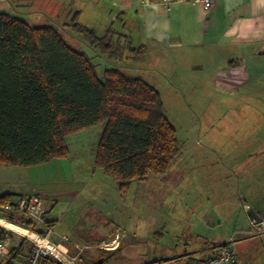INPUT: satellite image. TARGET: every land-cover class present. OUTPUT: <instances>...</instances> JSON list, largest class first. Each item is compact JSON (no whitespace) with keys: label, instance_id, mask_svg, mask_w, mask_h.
I'll use <instances>...</instances> for the list:
<instances>
[{"label":"rangeland","instance_id":"rangeland-1","mask_svg":"<svg viewBox=\"0 0 264 264\" xmlns=\"http://www.w3.org/2000/svg\"><path fill=\"white\" fill-rule=\"evenodd\" d=\"M111 8L112 4L107 0H36L31 6L21 8L0 0L2 13L33 26L57 28L71 48L92 59L100 78L106 68H119L127 76L145 78L156 87L181 148L173 169L174 173L178 172L179 180L174 187L175 180L168 181V178L163 182L159 177H150L147 182L133 181L128 193L122 194L118 184L95 165V150L104 131V125L100 124L68 136L69 155L66 158L25 168L0 165V195L11 194L15 198L12 201L19 195H38L47 215L57 218L58 231L55 229V232L66 236L70 240L68 243L86 244L83 232L101 236L107 230H115L114 238L119 244L109 264H149L159 258H170L185 244L199 249L204 241L212 243L225 236L229 243L217 246H227L233 241L236 249L235 243L240 237L264 233V229L257 233L255 228L261 227L264 221L257 224L252 221L254 226L249 229L245 225L244 206L255 202L253 197L243 193L219 195L223 190L236 188L233 185L236 182L223 179L224 174L232 172L231 165H226L223 157L218 158L208 149L209 143L215 145L212 142L219 139L230 141L220 127H216L221 117L214 109L218 101L213 98L194 100L187 94H176L167 77H159L151 68H139L143 63L150 66L148 60H135L136 56L130 53L117 60L114 54L91 49L81 35L73 32L71 23L75 19L80 25L95 29L98 36H103L111 27L121 34V18L116 19V13L109 17ZM156 81L159 82L154 83ZM217 149L223 152L219 146ZM175 175L171 174V177ZM35 227L46 233L45 226ZM0 228L12 237L14 244L20 245L27 240L25 252L30 250V235L27 237L3 226ZM122 233L126 237L123 246L120 243ZM92 234L91 247L79 252L85 261H96L103 256L105 245L111 249L109 242L96 243L97 237ZM51 237L52 233V240ZM67 246L73 254L77 253V248ZM24 256L19 255L20 258Z\"/></svg>","mask_w":264,"mask_h":264},{"label":"trees","instance_id":"trees-1","mask_svg":"<svg viewBox=\"0 0 264 264\" xmlns=\"http://www.w3.org/2000/svg\"><path fill=\"white\" fill-rule=\"evenodd\" d=\"M7 1L21 8L36 0ZM72 21L73 32L91 49L114 54L117 60L125 53L138 61L146 55L145 46L134 48L112 27L98 36L94 29ZM100 124L104 131L95 165L122 194L128 193L133 181L165 175L179 153L177 132L154 86L119 68H106L100 78L92 59L71 48L57 28L33 26L0 12V165L25 168L66 158L67 137ZM12 198L0 196V206ZM0 218L31 226L23 215L0 214ZM6 235L0 228V241ZM26 241L12 258L29 253ZM108 259L85 261L80 256L78 264H107ZM42 264L59 263L48 258Z\"/></svg>","mask_w":264,"mask_h":264},{"label":"crops","instance_id":"crops-1","mask_svg":"<svg viewBox=\"0 0 264 264\" xmlns=\"http://www.w3.org/2000/svg\"><path fill=\"white\" fill-rule=\"evenodd\" d=\"M107 1L112 4L109 17L116 13V19L121 18V34L131 40L134 48L147 49L144 59L150 66L143 63L139 68H151L159 77H167L176 94L218 101L216 106L213 104L221 115L216 127L230 141L219 139L212 142L215 145L209 143L208 149L231 165L232 172L224 174L223 179L236 182L233 184L236 188L223 190L219 195L243 193L253 197L256 201L244 206L245 225L248 229L254 226L247 214L250 210L264 221V0H212L208 10L182 1L169 6L163 5V0ZM178 146L172 170L158 178L161 182L175 180L173 187L179 180L178 172L173 170L181 150L179 142ZM218 146L222 153L218 152ZM47 214L51 238L59 242L63 235L55 232L57 218ZM114 231L107 230L101 236L91 233L97 237L96 243L111 244V249H103L104 255L97 259L109 257L107 264L119 244ZM90 235L82 233L86 244H67L77 248V253L86 251L91 247ZM125 238L122 233V246ZM217 240L204 241L199 249L188 244L180 250L175 246L177 250L170 258H159L149 264H203L215 246L229 243L227 236ZM235 248L233 264H264V233L240 237Z\"/></svg>","mask_w":264,"mask_h":264},{"label":"built area","instance_id":"built-area-1","mask_svg":"<svg viewBox=\"0 0 264 264\" xmlns=\"http://www.w3.org/2000/svg\"><path fill=\"white\" fill-rule=\"evenodd\" d=\"M175 1L196 5L204 10H208L212 6V0H163V5L169 6ZM0 214L23 215L31 223V227L21 228L30 235H28L29 239L27 238L31 245L29 253L23 258L19 256L18 259L12 258L13 252L19 249V244H14L12 237L7 235L4 240L0 241V264H42L43 260L48 258L59 264H78L81 254H73L70 251L67 246L69 240L66 236H62L59 242L50 239L52 227L47 225V210L38 195L18 196L15 201H11L8 205L1 207ZM3 220L10 222L7 218H3ZM38 225L45 226V234L33 230V227ZM255 228L258 230L257 233H259L264 229V224ZM104 247H106L105 250H109L108 245ZM104 247L102 246L103 249ZM234 259L235 249L234 243L231 241L230 245L214 247L211 255L203 264H229Z\"/></svg>","mask_w":264,"mask_h":264},{"label":"bare ground","instance_id":"bare-ground-1","mask_svg":"<svg viewBox=\"0 0 264 264\" xmlns=\"http://www.w3.org/2000/svg\"><path fill=\"white\" fill-rule=\"evenodd\" d=\"M0 226L6 227L8 229H11V230H13L15 232H18V233L22 234V235H26V236L29 235L26 231L22 230L21 228H19L15 224L7 222V221L2 220V219H0Z\"/></svg>","mask_w":264,"mask_h":264},{"label":"water","instance_id":"water-1","mask_svg":"<svg viewBox=\"0 0 264 264\" xmlns=\"http://www.w3.org/2000/svg\"><path fill=\"white\" fill-rule=\"evenodd\" d=\"M247 214H248V217L250 218V220L254 221V223L257 224V223L262 222V220L259 219L258 216L252 210L248 211Z\"/></svg>","mask_w":264,"mask_h":264}]
</instances>
